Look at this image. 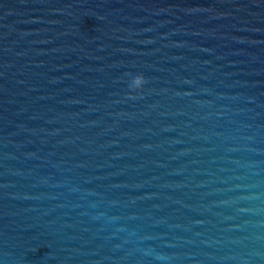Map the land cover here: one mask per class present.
I'll use <instances>...</instances> for the list:
<instances>
[{
  "label": "water",
  "instance_id": "water-1",
  "mask_svg": "<svg viewBox=\"0 0 264 264\" xmlns=\"http://www.w3.org/2000/svg\"><path fill=\"white\" fill-rule=\"evenodd\" d=\"M0 264H264V0H0Z\"/></svg>",
  "mask_w": 264,
  "mask_h": 264
},
{
  "label": "clouds",
  "instance_id": "clouds-1",
  "mask_svg": "<svg viewBox=\"0 0 264 264\" xmlns=\"http://www.w3.org/2000/svg\"><path fill=\"white\" fill-rule=\"evenodd\" d=\"M146 83L145 78L142 75L133 76L131 82L129 83V88L136 92L142 89L143 85Z\"/></svg>",
  "mask_w": 264,
  "mask_h": 264
}]
</instances>
